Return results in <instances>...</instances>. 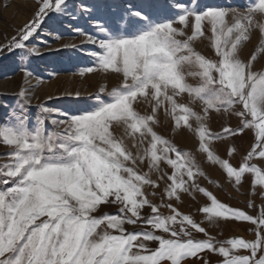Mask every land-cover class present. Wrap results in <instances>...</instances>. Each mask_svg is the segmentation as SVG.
Masks as SVG:
<instances>
[{"label":"snow or ice","instance_id":"1","mask_svg":"<svg viewBox=\"0 0 264 264\" xmlns=\"http://www.w3.org/2000/svg\"><path fill=\"white\" fill-rule=\"evenodd\" d=\"M37 2L40 7L34 18L5 46L9 51L40 55L39 48L26 42L50 13L67 12V0ZM169 7L174 14L162 19L130 11L127 16L135 19H129L123 29L97 24L101 38L74 29L97 46L88 53L95 66L80 74L121 77L110 91L101 86L89 108L69 113L41 104L29 127L25 112V106H31L29 90L17 94L20 111L10 113L15 123L0 125V144L11 149L0 156L7 160L0 164V264H185L190 258L209 264L201 255L206 252L221 256L222 264H264V208L253 217L220 202L198 183L205 173L195 157L154 130L157 114L163 110L176 129L196 136L198 151L237 188L246 174L254 177V187L264 188V168L251 163L264 161V72L253 71L254 62L264 54V43L249 60L241 57L251 32L259 29L264 34V22L256 19L264 20V0H251L243 11L216 6L197 9L180 0H172ZM91 11L83 8L85 13ZM206 28L216 59L194 47L205 37ZM31 75L25 70V84ZM185 95L188 101L180 102ZM74 96L78 100L81 94ZM142 102L151 106L150 114L137 110ZM222 112L239 117L242 126L214 133L208 121L213 113ZM114 126L122 129L121 135L114 134ZM245 130L254 133L255 142L243 162L234 166L220 158L212 145ZM127 140L132 141L135 154ZM235 151L230 148L228 156ZM144 162L148 172L138 170ZM161 164L171 173L164 172ZM153 172L158 174L156 180L151 178ZM159 181H164L163 196L168 201L199 192L210 201L200 209L209 222H250L257 226L256 239L216 241L192 215L181 213L172 203L156 204L148 198L145 188H160ZM103 205H117L118 211L97 215ZM161 208L170 214L164 215ZM128 226L140 230L130 231ZM195 233L206 238L196 239ZM149 242L156 246L150 247ZM241 250L249 254H238Z\"/></svg>","mask_w":264,"mask_h":264},{"label":"rangeland","instance_id":"2","mask_svg":"<svg viewBox=\"0 0 264 264\" xmlns=\"http://www.w3.org/2000/svg\"><path fill=\"white\" fill-rule=\"evenodd\" d=\"M171 2L172 0H67V12L63 15L50 13L37 33L26 42L28 47L40 49L41 54L34 55L27 53L26 50L9 51L5 46L17 36L20 29L34 18L40 4L37 0H0V47L4 48V51L0 52V125H5L10 121L15 123L10 113L13 110L20 111L22 102L17 94L24 88L29 90L31 98V106H25L29 127L38 116V106L41 104L69 113L89 108L94 103L92 96L99 92L101 86L107 85L110 91L121 82V77L117 74L101 72L80 74L86 68L95 66V59L88 53L96 51L97 46L87 43L85 37L79 35L74 29L79 28L89 35L101 38L103 34L96 30L97 24H103L110 29L116 27L123 29L127 27L129 19H135L128 17L127 13L135 10L146 13L153 19L169 17L174 14L169 7ZM180 2L197 9L216 6L234 7L243 11L244 6L248 5L251 0H180ZM83 8H91L92 11L85 13ZM256 19L264 22L259 16ZM188 34H191V29H188ZM208 36L210 33L206 28L205 37L195 41L194 47L207 58L216 59ZM69 43L77 47H63ZM261 43H264V34L259 29H254L250 39L242 46V59L249 60ZM25 70L32 73L27 84L24 81ZM253 71L264 72V54H260L254 62ZM189 82L196 83L191 79ZM77 92L81 94L78 100L74 96ZM101 95L106 96V93ZM187 101L186 95L180 100L182 103ZM136 107L141 114H150L152 110L149 104L143 102L137 104ZM196 110H200L199 105L196 106ZM157 115L159 123L154 125L157 134L168 139L179 150L191 153L205 173L204 177L198 178V183L212 192L220 202L242 210L253 217H258L261 208H264V188L253 186L254 177L246 174L242 184L237 188L234 181H230L218 165L207 162L205 154L198 151V139L193 133L183 128L176 129L171 117L163 110H160ZM208 124L214 133L221 132L224 127L236 129L242 126L239 117L223 112L213 113ZM48 127L51 129L53 126L49 124ZM113 132L119 136L122 134V129L114 126ZM254 142V133L251 130H245L242 135L230 137L228 140L215 141L212 146L220 158L229 159L234 166H239L247 153L251 151ZM126 143L135 154L136 149L132 147V141L127 140ZM230 148L236 149L231 157L228 156ZM10 151L9 147L0 144V156ZM2 163H7V160L0 159V164ZM251 163L264 168V161L259 159H254ZM161 169L169 174L172 171L166 164H161ZM138 170L148 172L147 162L139 164ZM157 176L155 172L151 174L154 180ZM159 183L160 188H145L148 198L156 204H160L162 200L164 203H172L181 213L192 215L216 241L233 238H243L246 241L256 239L257 226L250 222L231 219L209 222L200 211L203 206L210 204L203 194L199 192L182 193L180 201H168L163 196L164 181H159ZM117 211V205H103L97 215L115 214ZM161 212L164 215L170 214L167 208H161ZM144 213L147 215L149 210L146 208ZM128 228L130 231L140 230L133 226H128ZM194 235L196 239L206 238L202 233ZM149 246L155 247L156 243L149 242ZM238 254L248 255L249 253L241 250ZM201 255L209 261V264H222L223 258L218 254L206 252ZM185 264H202V261L190 258L185 261Z\"/></svg>","mask_w":264,"mask_h":264}]
</instances>
